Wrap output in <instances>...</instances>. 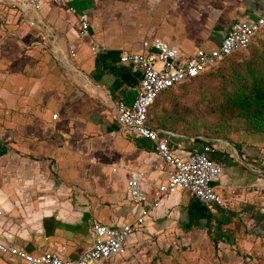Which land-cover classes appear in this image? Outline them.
I'll return each instance as SVG.
<instances>
[{
  "label": "crops",
  "instance_id": "obj_1",
  "mask_svg": "<svg viewBox=\"0 0 264 264\" xmlns=\"http://www.w3.org/2000/svg\"><path fill=\"white\" fill-rule=\"evenodd\" d=\"M34 2L39 9L25 12L19 0H0V241L75 259L90 246L94 222L118 227L147 206L126 193L131 172L144 174L146 191L171 170L154 143L118 128L116 107L133 100L140 79L137 69L119 61V51H140L146 37L189 54L212 49L233 21L264 13V0ZM79 15L89 24L85 35ZM197 138L175 133L171 152L201 149ZM215 139L219 149L211 157L222 170L212 185L227 206L177 190L150 209L123 253L98 264H161L169 251L178 252V243L202 228L213 231L228 212L234 214L223 226L226 234L239 216L262 224L264 142L229 147ZM230 232L218 244L232 243ZM0 264L24 263L0 256Z\"/></svg>",
  "mask_w": 264,
  "mask_h": 264
},
{
  "label": "built area",
  "instance_id": "obj_2",
  "mask_svg": "<svg viewBox=\"0 0 264 264\" xmlns=\"http://www.w3.org/2000/svg\"><path fill=\"white\" fill-rule=\"evenodd\" d=\"M19 1L25 12L39 9L34 0ZM71 11L74 12V9ZM78 27L80 35L88 32L89 24L85 15L78 16ZM263 27L264 13L251 20H235L214 48L193 54L181 51L158 37L144 38L140 51L120 50L119 61L137 69L140 79L133 100L129 103H120L116 107L118 128L121 132L154 143L158 156L171 165L167 179L151 183L149 189L145 191L142 188L144 174L139 171L131 172L125 186L126 193L130 200L146 203L147 206L140 209L133 221L118 227L94 222L91 227L93 238L90 246L75 259L64 258L54 252L32 254L1 241L0 256L16 258L24 264H98L110 256L123 253L127 238L139 231L150 209L158 207L164 196L177 190H187L206 205L226 207V200L212 185L222 170L221 162L211 157V154L219 149L213 144L218 139L198 137L204 140L201 149L184 156L173 154L170 139L175 133L151 127L148 124V110L161 91L212 69L222 58L246 48L256 32ZM100 48L91 47L94 53L100 51ZM56 116L53 114L52 118Z\"/></svg>",
  "mask_w": 264,
  "mask_h": 264
},
{
  "label": "rangeland",
  "instance_id": "obj_3",
  "mask_svg": "<svg viewBox=\"0 0 264 264\" xmlns=\"http://www.w3.org/2000/svg\"><path fill=\"white\" fill-rule=\"evenodd\" d=\"M263 50L264 30L257 34L248 48L228 57L211 73L188 83L186 90L177 88L170 93L176 94L170 101L169 95L160 97L150 109L151 115L158 113L163 106L166 114L171 116L168 119L166 114L161 113L163 120L167 119L181 129L185 125L188 132L185 134L184 130V135L225 138L229 147L240 141L253 145L264 142V136L253 133L244 119L236 116L235 111L224 101V94L234 88L229 69H244L246 61L255 60ZM255 212L261 213L260 210ZM231 230L234 232L232 243L218 244L214 248L206 228H202L191 236L190 241L178 243V252L169 251L170 256L164 257L161 264H264L262 224H253L246 217L239 216Z\"/></svg>",
  "mask_w": 264,
  "mask_h": 264
},
{
  "label": "trees",
  "instance_id": "obj_4",
  "mask_svg": "<svg viewBox=\"0 0 264 264\" xmlns=\"http://www.w3.org/2000/svg\"><path fill=\"white\" fill-rule=\"evenodd\" d=\"M264 30V27L256 32L252 40L257 36L258 33ZM250 41L248 48L252 42ZM246 48L236 51L224 58H222L212 69L192 78H189L185 81L177 83L173 86L168 87L167 89L161 91L157 97L155 98L153 104L149 107L148 110V124L155 128L161 130L171 131L173 133L184 135L187 134V130L185 125L182 126V129L178 125H174L169 120H163L161 113L166 114V108L163 106L160 107L158 113L156 114L150 113V109L158 101L160 97H166L169 95V101L172 99L171 97H175L176 94L170 95V93L174 92L177 88L187 89L188 83L193 82L197 79L202 78L203 76L211 73L213 70L218 68L219 64L226 60L228 57L239 53ZM258 60V61H255ZM255 60H247L244 69H236V67H231L229 69L230 80L234 84V88L224 94V101L226 105H230L231 109L235 111V115L244 119L246 125L250 128L253 133L264 135V50L260 51ZM167 115V114H166ZM168 119L171 117L169 114L167 115ZM186 130L184 133L183 131ZM180 131V133H179ZM186 136V135H185ZM189 137H193L191 135H187ZM195 138V136H194ZM203 138L214 139L213 137L204 136ZM225 139V138H224ZM200 143H204L203 139L199 140ZM263 213V212H262ZM233 212H228L225 215H229V219L222 218L221 220L216 219L215 224L213 226V231L210 229L208 234L210 236V240L212 241L213 247L216 248L219 242H223L226 239V236H231V229L228 230L227 234L224 233L225 228L224 225H227L231 222L233 218ZM232 215V217H231ZM261 218L264 219V216ZM255 219V218H254ZM255 221V220H254ZM262 221V220H261ZM262 227H264V220L262 221Z\"/></svg>",
  "mask_w": 264,
  "mask_h": 264
},
{
  "label": "water",
  "instance_id": "obj_5",
  "mask_svg": "<svg viewBox=\"0 0 264 264\" xmlns=\"http://www.w3.org/2000/svg\"><path fill=\"white\" fill-rule=\"evenodd\" d=\"M198 139V138H197Z\"/></svg>",
  "mask_w": 264,
  "mask_h": 264
}]
</instances>
